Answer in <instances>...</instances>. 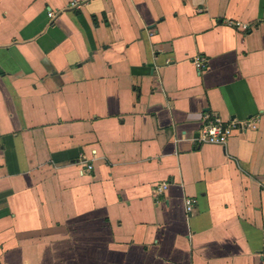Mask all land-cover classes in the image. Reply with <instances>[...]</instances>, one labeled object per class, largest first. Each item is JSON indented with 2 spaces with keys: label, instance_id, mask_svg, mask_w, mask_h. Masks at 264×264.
Wrapping results in <instances>:
<instances>
[{
  "label": "crops",
  "instance_id": "obj_1",
  "mask_svg": "<svg viewBox=\"0 0 264 264\" xmlns=\"http://www.w3.org/2000/svg\"><path fill=\"white\" fill-rule=\"evenodd\" d=\"M71 1L0 0V264H264V0Z\"/></svg>",
  "mask_w": 264,
  "mask_h": 264
},
{
  "label": "built area",
  "instance_id": "obj_2",
  "mask_svg": "<svg viewBox=\"0 0 264 264\" xmlns=\"http://www.w3.org/2000/svg\"><path fill=\"white\" fill-rule=\"evenodd\" d=\"M92 0H72L70 3V8L79 10L82 9L85 5H87ZM49 17L53 19L55 15L53 13L49 14ZM233 26L241 27L244 30H248V25H242L240 23H232ZM195 65L198 70H204L206 68L205 59H202L201 57H197L195 59ZM235 128L234 125H231L230 127H226L223 125V123L219 120H213L206 119L205 123L203 124V127L200 131L201 140L208 144L213 145H226L228 142V139L231 137L233 133V129ZM167 188L166 185L160 189V193H163V191ZM187 209L188 211H191L193 208V201H187Z\"/></svg>",
  "mask_w": 264,
  "mask_h": 264
}]
</instances>
